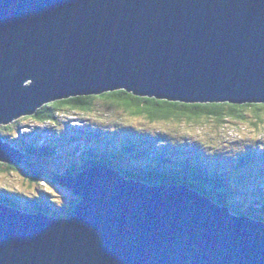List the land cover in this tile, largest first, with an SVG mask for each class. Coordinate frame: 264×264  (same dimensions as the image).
Returning a JSON list of instances; mask_svg holds the SVG:
<instances>
[{
	"label": "water",
	"instance_id": "water-1",
	"mask_svg": "<svg viewBox=\"0 0 264 264\" xmlns=\"http://www.w3.org/2000/svg\"><path fill=\"white\" fill-rule=\"evenodd\" d=\"M116 89L264 104V0H0V125ZM28 157L0 137V161ZM56 180L65 218L0 201V264H264V221L188 186L105 164Z\"/></svg>",
	"mask_w": 264,
	"mask_h": 264
},
{
	"label": "trees",
	"instance_id": "trees-1",
	"mask_svg": "<svg viewBox=\"0 0 264 264\" xmlns=\"http://www.w3.org/2000/svg\"><path fill=\"white\" fill-rule=\"evenodd\" d=\"M100 99H106L113 104L114 109L118 112L129 116L144 117L149 122L186 121L199 123L212 119L220 124L228 119L245 120L248 111L257 122L264 120L263 103L242 105L226 102L185 103L138 96L124 89L106 91L99 95H81L48 102L39 107L34 114L27 116L38 123L54 124L60 122L59 116L62 112L89 113L93 111V102ZM256 121L251 122V124L257 126ZM15 122L18 124V120H15L2 127L11 128L12 125H16ZM116 123L119 122L111 121L113 126L109 125L103 128H92L93 126L89 124L85 125L83 129L76 127L74 132L84 134L83 137L87 136L89 142L83 147L80 145L72 146V150L79 153V157L72 161L69 167H66L64 173H55V179L73 174L89 165L105 164L118 170L125 178L147 184L188 186L220 205L226 204L230 211L235 214L247 213L256 219L264 220V152L253 149L242 153L235 159H230L228 153L212 148L201 140H194L202 146L195 148L187 138L181 139L175 134L161 135L159 141L170 142L173 145V149L170 150L159 146L155 142L158 136L151 135L148 130L133 132L129 124L124 123L115 126ZM0 137L10 142L6 135L0 133ZM68 140L73 145L76 142L75 138H68ZM24 142L22 150L29 155L30 159H42L57 150L55 145L48 142L40 145L33 140H25ZM177 143L180 145L177 146ZM251 161L258 163L254 167ZM35 163L39 164L38 161ZM17 165L0 162V173L5 170L4 167L7 169L17 168ZM203 167L209 169L210 172L204 173ZM24 174L30 182L36 183L42 177L43 172L39 171L38 168L31 169L26 166ZM244 176L250 179V184L253 186L251 191L253 202L249 205V209L240 210L234 206L232 193L243 185ZM36 196V194L34 197L30 196L34 200L25 199L0 179V201L20 210L31 209L32 212L42 211L49 215L64 218L63 216L66 217L78 201L77 198L71 199L62 209H59L61 211L59 212L50 208L51 205L47 202H40ZM255 208L262 213L254 212Z\"/></svg>",
	"mask_w": 264,
	"mask_h": 264
},
{
	"label": "rangeland",
	"instance_id": "rangeland-1",
	"mask_svg": "<svg viewBox=\"0 0 264 264\" xmlns=\"http://www.w3.org/2000/svg\"><path fill=\"white\" fill-rule=\"evenodd\" d=\"M93 103V111L89 113L74 111L65 113L67 112L65 111L59 116L60 122L54 124L47 122L38 123L30 116H21L17 119L18 124L15 122L16 125H12L11 128L7 129L2 127L4 126L3 124L0 125V133L6 135L10 143L19 150H22L25 140L36 141L39 145L48 142L55 145L57 149L53 151V154L45 156L42 159L27 158L29 161L25 159L28 162L24 160L25 162L18 163L17 168L7 169V167L3 166L5 170L0 173V179L5 181L12 190H16L18 195L25 199L34 200L30 196L34 197L36 194L40 202L45 201L51 205L49 207L54 209V211H59L71 199H78V196L58 183L54 174L64 173L66 167H69V164L79 157V153H75L72 150V146L80 145V147H83L89 142L87 136L83 137L84 134L74 132L75 128L83 129L87 124L98 128L109 125L113 126L111 121L119 122L114 124L115 126H120L124 123L129 124L133 132L148 130L151 135L155 134L158 136L155 142L159 146L170 150L173 149V145L170 142L159 141L161 135L175 134L180 136L181 139L187 138L193 143L195 148L202 147L198 142L201 140L212 148H217L228 153L230 159H235L242 153L253 149H259V152H264V120L263 122H257L249 111L246 113L247 118L245 120L228 119L220 124L212 119L199 123L186 121L149 122L144 117L129 116L116 111L114 105L106 99L95 100ZM253 121H256L257 126L251 124ZM61 123L64 124L62 125ZM122 128L125 130L124 127ZM68 138L76 139L74 145L69 143ZM77 138L79 139L77 140ZM178 145L180 144L177 143ZM36 161L39 164H36ZM255 161H251L254 167L258 163H255ZM1 163L7 162L2 161ZM26 166H29L31 169L38 168L39 171L43 172L38 182L32 183L25 177L24 171ZM243 178L245 179L243 185L232 193L234 206L240 210L249 209V205L253 202L251 196L253 186L250 184V179L245 176ZM26 211L32 212L31 209ZM253 211L262 213L257 208Z\"/></svg>",
	"mask_w": 264,
	"mask_h": 264
},
{
	"label": "clouds",
	"instance_id": "clouds-1",
	"mask_svg": "<svg viewBox=\"0 0 264 264\" xmlns=\"http://www.w3.org/2000/svg\"><path fill=\"white\" fill-rule=\"evenodd\" d=\"M26 116H27V115H26ZM16 120H17V119H16ZM14 121H15V120H14ZM12 122H13V121H12ZM12 122H11V123H12ZM92 128H94V127H92ZM3 140H4V139H3ZM5 141H6V140H5ZM9 143H10V142H9ZM10 144H11V143H10ZM11 145H12V144H11ZM14 147H15V146H14ZM17 149H18V148H17ZM18 150H19V149H18ZM19 151H21V150H19ZM21 152H23V151H21ZM23 153H24V152H23ZM26 154H27V153H26ZM28 156H29V155H28ZM28 158H29V157H28ZM203 172H204V173H205V172H206V173H207V172L209 173L210 171H209V169L203 167ZM175 185H176V184H175ZM183 186H184V185H183ZM41 212H42V211H41ZM43 213H44V212H43ZM232 213H233V212H232ZM45 214H46V213H45ZM234 214H235V213H234ZM241 214H242V213H241ZM47 215H49V214H47ZM68 215H69V214H68ZM68 215H67V216H68ZM51 216H53V215H51ZM67 216H66V217H67ZM56 217H58V216H56ZM60 218H61V217H60ZM64 218H65V217H64ZM259 220H261V219H259ZM263 221H264V220H263Z\"/></svg>",
	"mask_w": 264,
	"mask_h": 264
},
{
	"label": "bare ground",
	"instance_id": "bare-ground-1",
	"mask_svg": "<svg viewBox=\"0 0 264 264\" xmlns=\"http://www.w3.org/2000/svg\"><path fill=\"white\" fill-rule=\"evenodd\" d=\"M22 151V150H21ZM2 162V161H1ZM243 214V216H247V215H249V214H247V213H242ZM245 214V215H244ZM249 216H251V217H254V216H252V215H249Z\"/></svg>",
	"mask_w": 264,
	"mask_h": 264
}]
</instances>
